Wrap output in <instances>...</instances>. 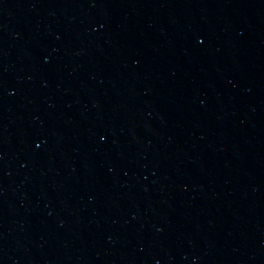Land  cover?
Wrapping results in <instances>:
<instances>
[{"label": "water", "instance_id": "obj_1", "mask_svg": "<svg viewBox=\"0 0 264 264\" xmlns=\"http://www.w3.org/2000/svg\"><path fill=\"white\" fill-rule=\"evenodd\" d=\"M0 264H264V0H0Z\"/></svg>", "mask_w": 264, "mask_h": 264}]
</instances>
